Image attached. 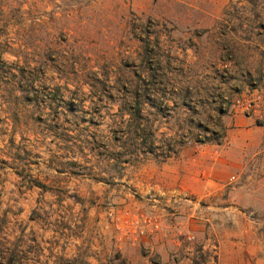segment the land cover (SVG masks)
Wrapping results in <instances>:
<instances>
[{
  "label": "rangeland",
  "instance_id": "1",
  "mask_svg": "<svg viewBox=\"0 0 264 264\" xmlns=\"http://www.w3.org/2000/svg\"><path fill=\"white\" fill-rule=\"evenodd\" d=\"M249 86L264 0H0V264H264V120L206 164Z\"/></svg>",
  "mask_w": 264,
  "mask_h": 264
},
{
  "label": "crops",
  "instance_id": "2",
  "mask_svg": "<svg viewBox=\"0 0 264 264\" xmlns=\"http://www.w3.org/2000/svg\"><path fill=\"white\" fill-rule=\"evenodd\" d=\"M233 116L234 127L228 129V136L231 137L230 142L233 143L228 146L215 145L207 149L211 155V160L206 161L207 167L209 166V169L224 179L234 175L233 173L242 168L244 156L255 153L258 149L257 143H259V141L252 139L251 134L254 133V129L251 127L252 117L241 114ZM216 153L219 156H215ZM215 161L218 162L217 167H214ZM201 182L208 186L216 183L217 180L216 178H206L205 181L201 180Z\"/></svg>",
  "mask_w": 264,
  "mask_h": 264
},
{
  "label": "built area",
  "instance_id": "3",
  "mask_svg": "<svg viewBox=\"0 0 264 264\" xmlns=\"http://www.w3.org/2000/svg\"><path fill=\"white\" fill-rule=\"evenodd\" d=\"M233 115H246L264 120V87L249 86L230 99Z\"/></svg>",
  "mask_w": 264,
  "mask_h": 264
},
{
  "label": "trees",
  "instance_id": "4",
  "mask_svg": "<svg viewBox=\"0 0 264 264\" xmlns=\"http://www.w3.org/2000/svg\"><path fill=\"white\" fill-rule=\"evenodd\" d=\"M152 76L155 77V78H157L158 75L155 74V72H154V74H152ZM143 131H145V129H143Z\"/></svg>",
  "mask_w": 264,
  "mask_h": 264
}]
</instances>
